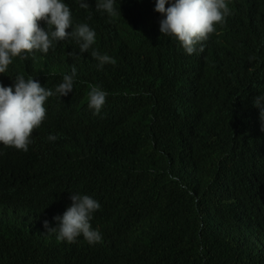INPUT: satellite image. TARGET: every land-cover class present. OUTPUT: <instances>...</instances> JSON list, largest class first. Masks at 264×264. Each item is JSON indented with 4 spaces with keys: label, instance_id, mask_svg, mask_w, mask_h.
<instances>
[{
    "label": "trees",
    "instance_id": "16d2710c",
    "mask_svg": "<svg viewBox=\"0 0 264 264\" xmlns=\"http://www.w3.org/2000/svg\"><path fill=\"white\" fill-rule=\"evenodd\" d=\"M64 2L95 30L92 48L61 41L0 74L6 86L22 74L54 90L77 69L73 92L46 100L28 151L0 146V264H264V132L252 103L264 94V0H228L230 15L192 55L161 36L154 0H116L114 16L95 0ZM93 49L115 63L98 68ZM96 85L108 92L99 115L87 107ZM73 192L100 203L90 222L100 243L45 233Z\"/></svg>",
    "mask_w": 264,
    "mask_h": 264
},
{
    "label": "clouds",
    "instance_id": "9594fccd",
    "mask_svg": "<svg viewBox=\"0 0 264 264\" xmlns=\"http://www.w3.org/2000/svg\"><path fill=\"white\" fill-rule=\"evenodd\" d=\"M76 2L80 8H89L87 0ZM115 4L116 0H95V10L114 16L117 15ZM153 10L161 17L158 24L161 36L175 41L186 55L203 52L215 26L223 24L230 15L228 0H154ZM67 40L75 42L80 54L87 53L96 43V32L87 23H74L64 0H0V74L7 72L14 58L26 60L29 54L36 52L47 55L57 43ZM69 55L80 56L74 52ZM91 56L98 68L115 63L108 54L95 49ZM76 77L77 69L72 66L71 73L63 75L54 90L22 74L16 75L11 85L0 83V146L27 152L33 143V130L46 118V100L73 92ZM107 96L108 92L99 85L90 88L87 107L93 115L101 113ZM252 103L258 109L260 131L264 132V94L253 97ZM46 139L54 142L58 137L50 133ZM170 179L178 178L170 176ZM180 187L186 186L180 184ZM69 199L71 203L63 213L53 217L54 226L47 220L42 222L45 233L69 244L79 237L89 245L100 243L102 234L90 223L100 203L80 192L70 193Z\"/></svg>",
    "mask_w": 264,
    "mask_h": 264
}]
</instances>
